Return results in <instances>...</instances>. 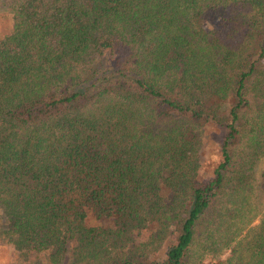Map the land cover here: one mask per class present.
I'll list each match as a JSON object with an SVG mask.
<instances>
[{
	"label": "trees",
	"instance_id": "obj_1",
	"mask_svg": "<svg viewBox=\"0 0 264 264\" xmlns=\"http://www.w3.org/2000/svg\"><path fill=\"white\" fill-rule=\"evenodd\" d=\"M1 2L12 261L264 264V0Z\"/></svg>",
	"mask_w": 264,
	"mask_h": 264
},
{
	"label": "rangeland",
	"instance_id": "obj_2",
	"mask_svg": "<svg viewBox=\"0 0 264 264\" xmlns=\"http://www.w3.org/2000/svg\"><path fill=\"white\" fill-rule=\"evenodd\" d=\"M0 0V38L6 35L11 28V16ZM206 141L201 151L202 156V171L207 170L209 173L216 166L219 161V144L222 140V133L216 130L214 127H208L205 131ZM0 216V223H2ZM10 247L8 245H2V238L0 237V264H16L10 259Z\"/></svg>",
	"mask_w": 264,
	"mask_h": 264
}]
</instances>
